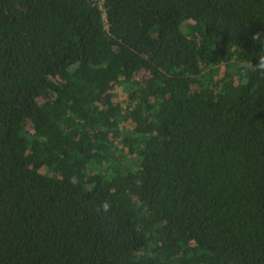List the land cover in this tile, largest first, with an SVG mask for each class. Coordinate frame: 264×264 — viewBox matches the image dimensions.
<instances>
[{
	"label": "trees",
	"instance_id": "trees-1",
	"mask_svg": "<svg viewBox=\"0 0 264 264\" xmlns=\"http://www.w3.org/2000/svg\"><path fill=\"white\" fill-rule=\"evenodd\" d=\"M255 32L264 0H0V264H264Z\"/></svg>",
	"mask_w": 264,
	"mask_h": 264
},
{
	"label": "clouds",
	"instance_id": "clouds-1",
	"mask_svg": "<svg viewBox=\"0 0 264 264\" xmlns=\"http://www.w3.org/2000/svg\"><path fill=\"white\" fill-rule=\"evenodd\" d=\"M251 39L260 45V51L254 54L258 58V62L255 65L251 60H243L240 62L241 75L245 78L250 71L264 73V33L255 32L252 34ZM110 210L111 205L107 201L102 202L97 209L98 212L102 211L104 213H108Z\"/></svg>",
	"mask_w": 264,
	"mask_h": 264
}]
</instances>
